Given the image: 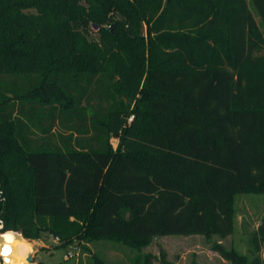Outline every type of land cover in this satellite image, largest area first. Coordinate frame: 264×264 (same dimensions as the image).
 <instances>
[{"label":"trees","instance_id":"obj_1","mask_svg":"<svg viewBox=\"0 0 264 264\" xmlns=\"http://www.w3.org/2000/svg\"><path fill=\"white\" fill-rule=\"evenodd\" d=\"M250 4L264 27V0H0V232L53 235L57 249L202 236L247 264L212 238L234 234L236 196H264V33Z\"/></svg>","mask_w":264,"mask_h":264},{"label":"rangeland","instance_id":"obj_2","mask_svg":"<svg viewBox=\"0 0 264 264\" xmlns=\"http://www.w3.org/2000/svg\"><path fill=\"white\" fill-rule=\"evenodd\" d=\"M250 9L254 17L260 24L262 32L264 27L258 17L254 7L250 4ZM121 18V14H117ZM127 28H131L130 25ZM90 39H98L95 34L99 29L89 27ZM147 36V26L143 23L139 37L141 39ZM135 104L132 103L128 109V115L125 120L128 126L135 121ZM129 106V104H127ZM122 131L113 134L111 137L112 149L117 152L121 147ZM141 154V157H147V151L134 147ZM235 232L232 236L221 239L212 238V242H220L227 249L236 251L239 255L247 258V264H264V196L257 194H240L235 199ZM124 215L129 217L127 209L123 211ZM4 233V232H1ZM56 236L44 234L41 241H28L34 247L36 255L31 253L29 244L17 246L20 250L17 252L18 259L22 264H97L95 256L103 260V264H135V261L141 257L150 255L153 264H162V253L166 254L167 260L173 264H231L221 258L219 254L211 249V244L202 236H168L155 237L144 241L142 246L133 247L117 239L108 240H90L82 238L75 240L67 248L57 249L59 245L55 241ZM74 252L72 259H65L67 252ZM141 264V263H139Z\"/></svg>","mask_w":264,"mask_h":264},{"label":"water","instance_id":"obj_3","mask_svg":"<svg viewBox=\"0 0 264 264\" xmlns=\"http://www.w3.org/2000/svg\"><path fill=\"white\" fill-rule=\"evenodd\" d=\"M1 229L2 227H0ZM19 241H23V237L19 233L0 232V259L3 264H9V257L13 254L12 245Z\"/></svg>","mask_w":264,"mask_h":264},{"label":"built area","instance_id":"obj_4","mask_svg":"<svg viewBox=\"0 0 264 264\" xmlns=\"http://www.w3.org/2000/svg\"><path fill=\"white\" fill-rule=\"evenodd\" d=\"M55 241L57 242V244L60 243V239L59 238H55ZM74 255H75L74 252L68 250V252H67V254L65 256V259H72ZM0 264H3L2 259H0Z\"/></svg>","mask_w":264,"mask_h":264},{"label":"crops","instance_id":"obj_5","mask_svg":"<svg viewBox=\"0 0 264 264\" xmlns=\"http://www.w3.org/2000/svg\"><path fill=\"white\" fill-rule=\"evenodd\" d=\"M23 241L24 242H26L27 244H29L30 245V247H31V253L29 254V255H31L33 252H34V247H33V245H31L27 240H25L24 238H23ZM13 251H14V253H17L16 252V250L13 248ZM17 255V254H16ZM35 253H33V256L35 257ZM35 264H37V263H35Z\"/></svg>","mask_w":264,"mask_h":264}]
</instances>
